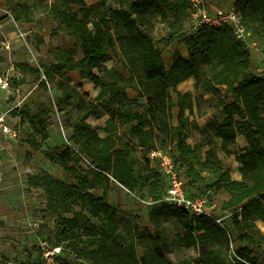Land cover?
<instances>
[{"label":"trees","instance_id":"trees-1","mask_svg":"<svg viewBox=\"0 0 264 264\" xmlns=\"http://www.w3.org/2000/svg\"><path fill=\"white\" fill-rule=\"evenodd\" d=\"M5 1L16 22H32L35 11L42 7L75 40L71 47L52 50L50 64H39L46 80L61 93L58 109L65 112L64 124L72 131L69 144L46 149L43 154L70 175L71 182L45 171L27 176L30 186L43 189L45 209L59 222L54 245L61 247L63 262L175 264L168 253L195 247L197 257L176 264H261L253 251L264 256V232L249 227L264 224V77L249 72L250 53L229 26L195 28L192 24L185 33V22L190 20L188 0ZM108 1L113 5L105 6ZM233 5L245 28L263 44L264 0H234ZM157 21L167 28L165 44L182 33L187 47L188 55L174 54L169 67L147 31L154 29ZM76 44L80 58H76ZM227 49L232 54L220 57ZM115 56L127 74L126 84L115 67L106 65ZM20 67L29 68L28 64ZM40 68L35 70L37 79ZM71 72L93 84L97 91L93 98L71 84ZM187 81L191 88L180 89ZM14 82H26L25 74ZM126 88L144 98L143 110ZM213 105L217 115L211 120L198 126L190 119ZM13 113L22 123H29L32 135L27 141L33 150H39L49 137L48 110L38 105L35 110L14 108ZM92 115L107 116L101 131L88 120ZM127 125L139 145L148 148L140 170L128 159L129 142L120 136V128ZM153 126L164 132L171 145L168 151L185 188L187 181L210 180L209 186L223 189L226 196L219 207L222 213L230 212L223 226L210 217L192 216L163 199L165 178L147 158L155 149L150 144ZM192 131L196 138L189 142ZM239 135L246 144L233 150ZM220 152L234 155L239 180L230 177ZM113 182L133 194L149 190V198L138 199L151 201L144 203L151 228H141L136 222L120 228L119 207L105 196ZM96 189H102L104 195H96ZM211 193L208 189L204 194L209 203ZM167 223L178 226L173 237L166 234ZM234 240L244 243L234 248ZM139 244L144 245L141 253ZM65 249L78 262L67 263ZM0 264L5 261L0 259Z\"/></svg>","mask_w":264,"mask_h":264},{"label":"rangeland","instance_id":"rangeland-1","mask_svg":"<svg viewBox=\"0 0 264 264\" xmlns=\"http://www.w3.org/2000/svg\"><path fill=\"white\" fill-rule=\"evenodd\" d=\"M87 1L91 3L98 0ZM111 5L113 4L109 1L105 3V6ZM225 5L228 4H222L221 6ZM41 9L42 7H39L35 11L32 22H18L21 30L25 33L24 37L27 48L23 45H21L22 47L20 46L19 50L13 49L11 45L8 47V42H12L14 37L16 38L14 39L15 42H20L17 38L18 31L11 21L6 23L4 31L0 32V76H9L8 78L12 84H15L14 80H17V75L25 74L26 79L25 89L19 90L15 95L0 90V113H6L8 125L12 129L18 130L17 137L6 140L4 145L7 147L11 142H14L19 147V149L18 147L14 149L18 151V154L15 156L11 155L8 159L6 157L8 161L1 163L2 166L10 164V167L5 168V171L8 172L6 177L4 174L1 180L5 181L6 184H17L16 189L0 190V255L2 254L5 259V264H37L40 258L39 242L41 240H48L51 245L57 242V234L60 230L59 222L55 216L50 215L45 209L46 198L43 189L30 186L27 182V176L45 171L65 182H71L70 175L66 174L59 165L48 161L43 154V151L46 149L69 144L68 137L72 131L64 124L65 112L58 109L61 93L56 90L53 82L47 81L48 85L46 82H40V79H37L35 70L42 61L46 64L51 63L52 50L71 47L75 44V40L58 26V23L52 19L50 14L43 12ZM7 12L11 13L10 6L5 0H0V22L10 19ZM191 25L192 22L190 20L185 22V33L190 32ZM147 31L148 33L151 32L149 35L155 45L161 50L167 67L170 66L174 54H184L185 43L183 42L182 33L174 37L171 43L165 44L167 28L164 24L157 21L155 28ZM260 46L263 48V56L264 43H260ZM31 51L35 60L28 59ZM80 57L81 50L78 47L76 58ZM23 64H28L29 68L20 69V66ZM106 65L108 67H115L124 78L122 82L126 84L127 74L118 56L112 57ZM71 78V84L76 86L80 92L86 93L87 98H93L96 95L97 91L94 89L93 84L87 79H80L77 72L73 73ZM118 78L119 76L113 77V79ZM191 86V81H187L180 85V89H189ZM126 91L131 98H135L140 104L141 107L139 109L143 110L144 98L130 88H126ZM208 95L207 93L202 96L207 97ZM38 105H42L48 110L50 118L48 132L50 131L51 133L49 132L48 139L42 143L39 150H33L27 141V138L32 135V129L29 123H22L20 121L19 117L13 113V108L17 106L18 108L28 107L31 110H35ZM202 106L204 107L205 104L202 103ZM173 114L174 116L176 115V109L173 110ZM216 115L217 110L213 105L204 114L192 116L190 119H194L199 126ZM88 120L101 131L105 124L106 115H92ZM150 131V144L153 145L152 148L165 150L170 148L171 145L167 142L163 131L155 126ZM119 132L121 138L129 142L128 159L133 162L136 169L140 170L144 165L148 148L139 145L138 138L130 134L129 125L120 128ZM35 136L37 140H40L37 135ZM195 138L196 132L192 131L188 141L193 142ZM239 147L240 144L236 142L232 149L236 150ZM219 156L223 160L225 168L229 170L230 177L239 180V163L235 160L234 155H226L220 152ZM112 184H115L121 190L118 196H113V203L119 207L117 218L120 228L125 229V227L134 222L141 228H151L148 208L138 199L139 197L149 198V190L145 188L142 192L137 191L133 194L120 187L117 182H113ZM209 184L210 180L205 182L187 181L185 189L189 194L194 196L204 195L206 190L210 189L212 193L208 195V198L210 203L216 206L214 211L219 215L223 214L219 206L226 194L223 189L209 186ZM30 199L32 201H28ZM92 220L97 222L95 219ZM33 223L37 225L34 226L32 225ZM249 229L264 232V224L257 222L252 224ZM177 230L178 226L176 224H166V234L169 237H173ZM243 243L241 240H234L233 246L237 248L242 246ZM138 248L139 253H141L144 245L139 244ZM63 253L67 263L78 262L66 249L63 250ZM253 254L259 257L261 264H264V256L260 255L257 250H254ZM167 255L176 264L178 260L184 258L192 260L197 257L198 252L195 247L189 249L180 247Z\"/></svg>","mask_w":264,"mask_h":264},{"label":"built area","instance_id":"built-area-1","mask_svg":"<svg viewBox=\"0 0 264 264\" xmlns=\"http://www.w3.org/2000/svg\"><path fill=\"white\" fill-rule=\"evenodd\" d=\"M190 4L189 16L195 28L200 26L217 27L220 25H227L231 29L235 38L241 41L245 48L250 53V56H262L263 48L260 46V41L248 31L242 23L241 16L233 4L225 6H218L211 8L206 0H188ZM9 18L12 20L18 37L23 46L27 48L25 41V33L21 30L20 24L16 22L12 15L7 12ZM28 59H33L32 51ZM264 59V57H263ZM261 59L259 66L256 69L258 76L264 77V60ZM35 62V61H34ZM40 68V66H38ZM41 70V68H40ZM40 80L47 84L45 75L42 73ZM48 85V84H47ZM11 86L8 78L0 76V89L7 90ZM18 130L12 129L6 121V113H0V136L3 135L9 139L17 137ZM147 158L151 165L156 166L166 181V193L164 200L169 204H174L183 207L192 216H206L212 218L216 223L223 226L224 218L230 212H223L217 214L214 209L215 205L210 204L205 195L191 196L185 190V181L182 178L179 169L175 166L171 153L165 149H151L147 153ZM145 204H150V200H140ZM240 210V208L238 209ZM32 225L36 226V223ZM40 259L37 264H65L61 259V247L51 245L48 240H41L39 242ZM240 259V258H239Z\"/></svg>","mask_w":264,"mask_h":264},{"label":"crops","instance_id":"crops-1","mask_svg":"<svg viewBox=\"0 0 264 264\" xmlns=\"http://www.w3.org/2000/svg\"><path fill=\"white\" fill-rule=\"evenodd\" d=\"M207 1V3L211 6V8H216V7H218V6H221L222 4H233L234 3V0H206ZM9 21H11L12 22V20L11 19H9V20H7V21H4V22H0V32L2 33V31H4V25L6 24V23H8ZM13 23V22H12ZM149 34H151V32L149 33ZM17 35V34H16ZM17 38L20 40V38L18 37V35H17ZM10 39H13V38H10ZM14 39H16L15 37H14ZM12 40V42L10 41V42H8V44H9V46H8V44H7V46L8 47H10V45L12 46V48L13 49H20V46L22 45V43H20V42H15V40ZM22 47V46H21ZM232 54V50L231 49H227L226 51H224L221 55H220V57H226V56H229V55H231ZM188 55V51H187V47H186V45H185V52H184V54L183 55H181L182 57H186ZM263 57H264V55L262 56V57H259V56H257V55H253L252 57H251V64H250V68H249V72L250 73H252V74H254V75H257L256 74V69H257V67L259 66V64H260V61H261V59H263ZM73 73H75V72H71L70 73V76L71 75H73ZM5 77V76H4ZM9 76H6L5 78H8ZM17 78L16 79H19V78H21L22 77V74H20V75H17L16 76ZM9 79V78H8ZM10 81V80H9ZM11 84V86H9V89H7V90H2V89H0V90H2V91H6V92H8L9 94L11 93V94H13V95H15V93H17V92H19V90H24L25 88V86H26V82H23V83H20V84H12V83H10ZM15 108H18L17 106H15ZM14 109V108H13ZM107 117V116H106ZM6 121L8 122V116H6ZM50 132V131H49ZM48 132V133H49ZM51 133V132H50ZM9 138H7V137H5V136H3V135H1L0 136V190H3V189H16L17 188V184L16 183H11V184H6V182L5 181H3V180H1L2 179V176L5 174V177H6V174L8 173V172H6L5 171V168L6 167H10V164H7L6 166H2V162H6V161H8L7 159L11 156V155H16V154H18V151L17 150H14V149H16V147H18L14 142H11L7 147L4 145V142L6 141V140H8ZM236 142L238 143V144H240V147H242V146H244L245 144H246V142H245V139H244V137L242 136V135H239L238 137H237V139H236ZM6 148V149H5ZM18 149H19V147H18ZM5 150V151H4ZM8 153V155H6ZM6 157H7V159H6ZM120 185V184H119ZM120 187H122L121 185H120ZM123 189H125L124 187H122ZM126 190V189H125ZM121 192V190H120V188H118V186H116L115 184L113 185H111L110 187H109V189L105 192V196H106V198L109 200V201H111V202H114V199H113V196L115 195V196H118L119 195V193ZM17 193H18V191H17ZM94 193H96V195H99V196H102V195H104V192H103V190L102 189H96V190H94ZM28 201H32V199H30V200H28ZM0 259H2V260H4L5 261V259L3 258V256H2V254L0 255ZM40 259V258H39Z\"/></svg>","mask_w":264,"mask_h":264}]
</instances>
